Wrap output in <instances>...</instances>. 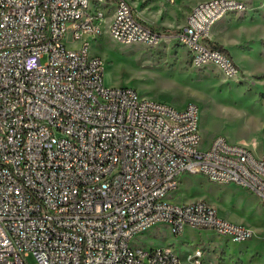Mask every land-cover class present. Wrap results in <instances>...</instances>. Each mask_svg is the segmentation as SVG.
Returning <instances> with one entry per match:
<instances>
[{
	"label": "built area",
	"instance_id": "1",
	"mask_svg": "<svg viewBox=\"0 0 264 264\" xmlns=\"http://www.w3.org/2000/svg\"><path fill=\"white\" fill-rule=\"evenodd\" d=\"M248 12L242 0L199 1L177 39L195 66L241 78L210 32ZM104 30L126 44L165 38L130 0H0V264H183L173 245L140 242L160 225L251 240V227L213 203L173 194L185 174H202L264 205V151L221 135L204 143L194 102L175 107L106 85L89 39ZM204 254L196 247L186 260L207 264Z\"/></svg>",
	"mask_w": 264,
	"mask_h": 264
},
{
	"label": "rangeland",
	"instance_id": "2",
	"mask_svg": "<svg viewBox=\"0 0 264 264\" xmlns=\"http://www.w3.org/2000/svg\"><path fill=\"white\" fill-rule=\"evenodd\" d=\"M130 1L152 9L157 0ZM167 1L183 4L188 10L202 0ZM242 1L249 6L248 15L231 19L232 15L226 16L221 20L220 29L229 34L226 36L222 31L221 34L227 41L238 40L245 50L262 52L255 59L256 65H260L264 61V0ZM177 32V28L169 27L164 30L165 38L157 45L147 46L118 42L104 30L97 38H89L90 50L104 59V81L109 87L134 88L142 96L175 107L194 102L199 106L204 143L218 135L231 142L244 139L241 144L260 156L264 151V122H261L264 120V72L252 76L246 71L247 76L240 79L228 77L213 63L195 66L186 46L177 39ZM173 196L182 202L205 199L217 207L220 216L232 222L256 230L264 226V205L260 199L234 183H216L202 174H185ZM139 240L149 246L173 245L183 264H189L186 258L196 247L205 250L207 264H264L263 242L257 238L234 242L212 230L190 227L174 235L160 225L143 232ZM29 262L33 264L34 259L29 258Z\"/></svg>",
	"mask_w": 264,
	"mask_h": 264
},
{
	"label": "crops",
	"instance_id": "3",
	"mask_svg": "<svg viewBox=\"0 0 264 264\" xmlns=\"http://www.w3.org/2000/svg\"><path fill=\"white\" fill-rule=\"evenodd\" d=\"M133 5L136 8L137 16L145 23H147L148 25H150L151 27H153L162 34L164 33V30H167V28L169 27H174L177 28L178 30L182 28L186 22V16L188 12L192 8V6H194L192 5L188 10H186L183 4L180 3L174 4L167 0H157L153 4L152 9L150 7H143L138 2L137 3L133 2ZM231 15L232 16L230 17V19L233 17H237V18L241 17V15L239 14H231ZM236 15H239V17ZM224 18L220 19L214 24L210 32V37L215 44L223 47V49H225L227 53L234 59V61L237 62V64L241 67L242 76L240 79L246 77L247 72L251 73V75L253 74L252 76H254V74L258 72H262V71L264 72V61H261L260 65H256L255 63L256 57L260 56L262 52H259L257 50H245L241 46H239L238 40L235 39L234 41H227L225 35L222 36L221 34L222 29H220L222 24L220 23L221 20H223ZM231 26L234 27V25ZM229 28H230V23H229ZM222 32H225L226 36L227 34H229L228 31L227 32L222 31ZM215 38L222 39L225 44L223 42L217 41ZM247 81L250 80L248 79ZM261 122H264V120L262 119ZM235 140L236 142L239 143L245 142L244 139H235ZM254 145L256 146V143H254ZM251 228L254 231L253 238L261 239L262 242L264 243V226H262V228L259 230H256L253 227Z\"/></svg>",
	"mask_w": 264,
	"mask_h": 264
},
{
	"label": "trees",
	"instance_id": "4",
	"mask_svg": "<svg viewBox=\"0 0 264 264\" xmlns=\"http://www.w3.org/2000/svg\"><path fill=\"white\" fill-rule=\"evenodd\" d=\"M217 46H218V45H217ZM218 47L223 48V47H221V46H218Z\"/></svg>",
	"mask_w": 264,
	"mask_h": 264
}]
</instances>
